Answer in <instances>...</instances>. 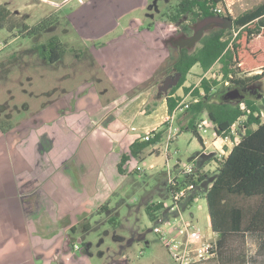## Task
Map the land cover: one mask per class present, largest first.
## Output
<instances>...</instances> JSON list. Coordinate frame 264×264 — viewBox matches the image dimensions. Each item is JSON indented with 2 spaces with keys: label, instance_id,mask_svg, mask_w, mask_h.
Instances as JSON below:
<instances>
[{
  "label": "rangeland",
  "instance_id": "obj_1",
  "mask_svg": "<svg viewBox=\"0 0 264 264\" xmlns=\"http://www.w3.org/2000/svg\"><path fill=\"white\" fill-rule=\"evenodd\" d=\"M156 1L162 10L168 5L165 0H0V5L8 7L14 16L31 27L51 17L54 18L56 27L54 31L44 32L38 38L22 37L16 30L11 32L7 26L0 25V46H2L0 104L8 103L12 112L15 107L22 110L20 113H14L13 122L27 119L34 112H41L49 93L56 88L62 89L68 84L76 85L78 81L74 80L76 76H73L72 69L77 65L78 60L70 51L74 49L84 52L86 45H92L83 42L79 33L83 24L93 23L96 17L102 16L101 20L107 21L108 33L100 43L105 42L110 53L125 57L123 50L127 47L129 52L126 57L129 60L136 59L138 55L143 56L141 53L143 48L135 37L138 35H141V38L145 37L142 36L144 34L142 29L151 21L147 16L148 6ZM224 2L225 5L222 4L220 7L224 9L225 16L230 14L236 18L263 3L264 0H224ZM154 14L156 19L160 18L159 14ZM103 21L96 24L99 25ZM54 36L68 47L59 63L45 60L41 51L42 45L47 44ZM259 40L264 41V38ZM163 53L166 56L165 52ZM172 53L176 54L174 48ZM77 66L81 67V64ZM130 70V66H125V69L120 66L117 68L118 78H122L123 72ZM164 70L166 69L162 72ZM71 74L72 80H68L66 77ZM252 74L254 73L247 75ZM204 75L199 66L194 67L189 72L183 87L175 93L176 96L182 97L185 103L193 101L191 94H185L184 88L198 86ZM206 76L220 80V66H215L206 73ZM82 79L83 77H80L78 84ZM259 84L262 86L261 93L264 96V81ZM218 88L220 91L216 99L220 97L232 99L229 97V90L226 91L222 85ZM140 90L136 89L130 93V95L136 93L138 96L130 104L126 115L134 131L130 133L131 142L144 135L146 125L155 126V123L161 122V116L165 114V109L162 107L165 94L157 95V91L154 90L156 96L149 103L150 106L153 104L157 106L148 113L143 103L147 101V94L141 93ZM90 97L93 99V96ZM26 104L30 105L29 110H23ZM40 116L44 119L48 114L44 113ZM202 118L207 119V114L204 113ZM188 121L189 116L185 110L177 113L174 127L180 128L179 135L169 143L167 132L157 144L158 151L148 149L141 159H132L126 164L124 167L126 173H130L118 184L116 193L109 199L108 211L98 214L89 213L87 220L80 223V217L74 216L78 229L76 232L67 229L62 236L56 233L57 225H54L49 217L43 219V216L38 217L35 213L27 220L22 214L15 212L13 204L9 203L18 194L10 166L9 144L0 132V264H177L161 240V234H166L169 238L175 237L182 220L200 228L210 240L215 241L205 197H198L187 209L181 206L179 213L177 207L173 208V196L168 188L169 171L181 177V173L177 172L174 166L180 163L181 169L187 168L195 163L193 160L196 155L204 151L198 136L190 129L184 130L188 126ZM242 122L243 120L240 121L239 126ZM46 124L50 122L30 124V127L32 126L34 130L37 127L35 133L43 130L47 132L49 128L43 127ZM238 129L241 139L244 130L240 127ZM29 130H26V133ZM16 133H13V137ZM78 133L81 135L80 132ZM202 137L207 141V146H210L208 151L211 157L206 159V171L213 173L217 162L211 159L214 156L218 159L228 156L236 142L229 140L225 144L218 140L214 125L209 127L206 133H202ZM8 138L12 141L11 136ZM12 143L11 147L14 148L15 143ZM122 146L127 149L126 143ZM136 169L139 172H134ZM132 171L134 173H131ZM160 201L171 210L164 221L155 223L149 218L146 208ZM111 217L115 220L113 223L108 221ZM84 223L90 224L88 233L82 232L81 226ZM27 224L34 232L28 231L25 227ZM52 227L53 229L55 227V230L50 232ZM156 229H159L161 234L155 232ZM42 230L44 233L49 232L48 236L46 235L47 239L41 240L43 245L53 244V250L47 251L43 249V245H38V240L40 241L38 233ZM251 242L253 244V241ZM257 248L259 249V246L255 243L249 248L248 264H257L258 260L264 261V248L260 251ZM204 264L221 263L215 258Z\"/></svg>",
  "mask_w": 264,
  "mask_h": 264
},
{
  "label": "trees",
  "instance_id": "obj_2",
  "mask_svg": "<svg viewBox=\"0 0 264 264\" xmlns=\"http://www.w3.org/2000/svg\"><path fill=\"white\" fill-rule=\"evenodd\" d=\"M184 3L183 13L196 10L199 20L221 16L232 24L230 27L213 25L216 27L210 28L195 50H182L176 63L182 79L166 98L169 113L172 114L183 101L182 97L173 95L183 86L195 66L207 73L218 65L220 80L204 78L198 86L184 88L185 94L193 97V101L181 106L189 116L188 126L184 130L190 129L203 145L197 128L206 113L205 120L209 125H214L219 137L228 136L232 127L241 120L240 129L244 130V134L228 156L222 159L214 156L211 159L217 162L213 173L206 171L207 156L202 153L196 155V161L193 160L196 165L194 174L177 179L181 187L189 190L182 208H189L198 197L204 196L211 230L216 236V259L221 264H248L247 236L264 235V96L260 100L253 95L246 99L242 96L238 100L216 97L220 85L230 91L235 87L246 88L264 81V41L259 40L264 38V2L236 18L215 11L219 5H225L224 0H185ZM9 16L10 12L0 7V23L8 21ZM250 73L254 74L247 75ZM156 106L148 105L145 111L150 113ZM165 130L154 134L149 141L144 140L145 136L135 140L129 152L122 156L119 172L126 174L125 165L132 159H141L149 147L161 142ZM174 169L179 172V166ZM168 186L172 194L174 188ZM107 205H103L99 213L107 211ZM170 210L161 201L146 208L149 218L155 223L164 221ZM108 221L113 223L115 220L111 217ZM81 228L83 233H88L90 224L84 223ZM77 229L71 228L73 232Z\"/></svg>",
  "mask_w": 264,
  "mask_h": 264
},
{
  "label": "crops",
  "instance_id": "obj_3",
  "mask_svg": "<svg viewBox=\"0 0 264 264\" xmlns=\"http://www.w3.org/2000/svg\"><path fill=\"white\" fill-rule=\"evenodd\" d=\"M80 91L82 89L78 92ZM76 95L72 100L53 103L38 113L36 117L40 122H50L45 126L50 129L47 132L43 130L34 134L30 130L27 133L18 132L15 137L14 132L4 136L11 152L10 166L18 194L9 203L13 204L15 212L22 214L27 220L35 213L38 217L43 216V219L49 217L52 223L57 225L56 233L61 236L67 229L77 227L74 216L80 217L79 223L86 221L89 213L98 214L99 209L108 204L109 199L116 193L118 184L130 173L121 174L118 166L122 156L129 152L130 145L135 140L148 133L153 138L154 134L166 129L165 137L168 132L166 118L169 110L166 96L162 105L165 114L161 116V122L155 123V126L146 125L144 135L131 142L130 133L134 131L126 118L130 105L120 106L115 112V118L111 120L102 112L96 121V127L92 129V126L88 127L87 117H93L97 112L99 114L104 108V103L93 101L92 104L88 98H79V94ZM176 95L173 97H180ZM149 102L150 100L143 102L145 108L150 105ZM92 106H98L99 110H92ZM44 113L48 116L41 119L40 114ZM80 121L81 126L78 124ZM47 133L59 135L62 142L59 141L49 151L45 149L49 143L41 139V135H48ZM12 142L15 143L14 148L11 147ZM124 143L127 149L123 148ZM157 147L158 145H155L148 149L158 151ZM107 208L109 209V205ZM25 227L31 233L34 232L30 225ZM53 230L55 227L49 231ZM48 234L49 232L44 233V230L38 233V245H43L41 240L45 241ZM246 241L248 251L254 243L259 246L258 251L264 248V235H248ZM52 245H43V249L53 250ZM257 264H264V261L258 260Z\"/></svg>",
  "mask_w": 264,
  "mask_h": 264
},
{
  "label": "flooded vegetation",
  "instance_id": "obj_4",
  "mask_svg": "<svg viewBox=\"0 0 264 264\" xmlns=\"http://www.w3.org/2000/svg\"><path fill=\"white\" fill-rule=\"evenodd\" d=\"M165 1L168 5L164 10L159 8L158 1L148 6L147 16L151 21L148 26L142 29L144 31L142 36L145 35V37L141 38V35L135 37L139 45L143 48H141L143 56L138 55L134 60H129L126 57L129 52L127 47L123 50L125 57H118L108 51L105 42L102 44L100 43L108 33L107 21L101 20L102 16L96 17L93 23L87 22L83 24L79 34L83 42L91 43L92 45H86V50L84 52H79L74 49L70 51V53H74L77 57V65L81 64V67L75 65L72 69L73 76H76L74 80L78 82L75 83V86L68 84L67 87L62 89L56 88L51 91L48 95L47 102H45L42 107L46 108L53 103L72 100L76 94H79V98H88L92 104L94 103L93 101H95V103L103 102L104 108L101 109L99 114H97V112L95 116L87 117L89 118L87 119L88 127L92 126L91 128L93 129L96 127V121L99 119L102 112L105 113V116L107 115L108 120H111L115 118V112L120 106L124 104L130 105L138 96L136 93L130 95V93L136 89H141V93L145 92L147 94V100H151L156 96L154 90L157 91V95L165 94L167 98L170 91L177 87L182 79V73L178 71L176 67V63L181 57L182 50L185 48L195 50L200 40L210 31L212 26L205 28L201 38L194 41L193 39L197 35V28L205 19L199 20L196 10L183 13L185 0ZM2 6L3 5H0V7ZM3 7L10 12V19L4 24L0 23V25L7 26L11 32L16 30L22 37L36 36L39 38L42 33L51 32L56 29L54 26V18L52 17L31 27L14 16L13 12L8 9V7ZM154 13L159 14L160 18L156 19ZM101 21H103L101 24H96ZM41 48L43 58L50 63H59L63 53L68 50V47L56 36L52 37L47 44H43ZM172 48L175 49L176 54L172 53ZM1 49L2 46H0V50ZM163 52H165L166 56H164ZM120 66H123L124 69L125 66H130L131 70L129 71L130 73L126 71L123 72L122 78L119 79L117 68ZM163 69L166 70L162 72ZM87 73H89V75H87ZM77 75L83 77L80 84H78L80 82V77H77ZM73 76L71 74L66 78L72 80ZM178 76L180 79L177 85H169L168 91L165 92L164 86L166 82L170 81L169 83L172 84ZM258 86H260V84L247 86L246 88L235 87L230 90V93L240 90L242 96H244L243 99L252 95L259 99V96L262 94V87L260 89ZM80 89H82V91L78 92ZM90 96H93V99ZM97 107L92 106V110H99ZM29 109L30 105L26 104L23 110ZM20 112H22V110L18 107H15L14 112H12L8 103L0 104V132L4 136H7L10 132L20 133V131H26L28 129L34 132V134H37L35 131L38 129H32L33 127H30V124L34 125L41 123L40 119L36 117L40 112H34L30 114L27 119L13 122L14 113ZM81 123L82 121L78 122L80 126ZM45 126L43 127L45 128ZM58 136L50 133L48 135H41V139L49 143L45 147L46 151H49L55 144H58L59 141L61 142Z\"/></svg>",
  "mask_w": 264,
  "mask_h": 264
},
{
  "label": "built area",
  "instance_id": "obj_5",
  "mask_svg": "<svg viewBox=\"0 0 264 264\" xmlns=\"http://www.w3.org/2000/svg\"><path fill=\"white\" fill-rule=\"evenodd\" d=\"M215 11L218 14H223L225 12L224 9L220 7V5L215 9ZM204 78L210 79V77H207L206 75H204L202 79ZM226 85H229V83L227 82ZM183 103L184 102L179 103L175 111L172 114L169 113L166 118V124L168 127L167 140L169 141V143H171L180 133V128H175L174 124L176 122V114L181 113L183 111V108L181 107ZM239 123L240 122H238L232 127L230 134L226 137H219L215 132L218 140H221L225 144L229 140L237 143L240 140V135L238 134V128L240 127ZM209 127L212 126L209 125L206 120H203L199 122L197 128L198 133L202 138L204 146V151L202 154L206 155L210 154V151H208V148L210 146H207V141H204L202 133H206ZM150 139V134H146L144 140L149 141ZM196 159L194 160L196 161ZM176 166H179V172L181 173V177L193 175L196 167L195 164H191L187 168L181 169L180 163H178ZM178 177L180 176H175L173 175V172L170 173L169 171L168 184L174 188V191L172 193L174 201L173 208L177 207V210L180 213L182 204L188 198L189 190L180 186V182L179 180H177ZM155 232L161 234L159 229H156ZM176 234L177 235L172 238H169L166 234H161V240L163 241L164 245L169 249L173 259L177 264H204L216 258V240H210L209 236L204 234L200 228L191 225L185 220H182L180 222L179 229Z\"/></svg>",
  "mask_w": 264,
  "mask_h": 264
},
{
  "label": "water",
  "instance_id": "obj_6",
  "mask_svg": "<svg viewBox=\"0 0 264 264\" xmlns=\"http://www.w3.org/2000/svg\"><path fill=\"white\" fill-rule=\"evenodd\" d=\"M231 21L230 20H227L221 16H216V17H209L207 19H205L203 22H201L197 28V35L194 37V41L198 40L201 38L203 32H204V29L207 28L208 26H213V25H218V26H221V27H230L231 26ZM179 76L176 80H174L172 82V84H170L168 81L166 82L165 86H164V91L167 92L168 89H169V85H177L178 81H179ZM262 86H258V88L261 89ZM229 97H231L232 99H241L242 98V94L240 92V90H237V91H234L233 93L231 92L229 94ZM263 98V95L261 94L259 96V99ZM204 156H207V158H210V154L209 155H206V154H203ZM196 158V157H195ZM194 158V159H195Z\"/></svg>",
  "mask_w": 264,
  "mask_h": 264
}]
</instances>
